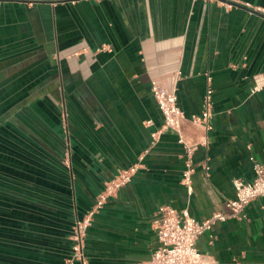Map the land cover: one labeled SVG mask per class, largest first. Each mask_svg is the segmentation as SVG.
<instances>
[{"label": "crops", "instance_id": "crops-1", "mask_svg": "<svg viewBox=\"0 0 264 264\" xmlns=\"http://www.w3.org/2000/svg\"><path fill=\"white\" fill-rule=\"evenodd\" d=\"M153 80L176 88L182 133L201 143L191 195L178 132L152 143L163 124ZM209 87L213 116L195 123ZM251 156L264 164V0H0V264H68L76 218L135 164L84 254L148 260L160 205L198 221L228 212L233 179L254 178ZM246 214L197 247L218 264H264V196Z\"/></svg>", "mask_w": 264, "mask_h": 264}, {"label": "built area", "instance_id": "built-area-1", "mask_svg": "<svg viewBox=\"0 0 264 264\" xmlns=\"http://www.w3.org/2000/svg\"><path fill=\"white\" fill-rule=\"evenodd\" d=\"M247 5L250 4L247 3ZM255 88L259 87L256 86ZM151 93L163 116L161 127L152 132V143L158 140L160 133L164 130L172 129L178 132L179 141L185 148V168L181 181L187 188L188 194L191 195L195 172L194 157L201 143L187 140L182 133L181 125L185 119V113L178 103L176 88L153 80ZM212 93L213 90L209 87L205 95L202 113L193 115L191 118L193 122L208 125L213 116ZM146 124L151 126L153 122L149 120ZM202 144H206V142ZM250 159L253 162L254 178L251 181H245L241 178L233 179L235 196L228 200V212H215L210 217L198 221L188 213L187 209L179 211L169 204L160 205L157 210L160 245L148 260L137 264H218L212 256L199 250L197 239L203 233L210 231L217 221H226L229 218L246 219L248 205L258 197L264 196V164L254 156H251ZM138 169L139 164L120 169L104 183L92 208L83 217L76 218L71 234L72 258L68 260V264H73L77 260L86 264L84 254L86 234L93 223L95 214L111 199L117 197L124 186L133 181Z\"/></svg>", "mask_w": 264, "mask_h": 264}, {"label": "rangeland", "instance_id": "rangeland-1", "mask_svg": "<svg viewBox=\"0 0 264 264\" xmlns=\"http://www.w3.org/2000/svg\"><path fill=\"white\" fill-rule=\"evenodd\" d=\"M200 250V249H199ZM201 251V250H200Z\"/></svg>", "mask_w": 264, "mask_h": 264}]
</instances>
